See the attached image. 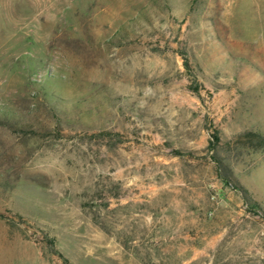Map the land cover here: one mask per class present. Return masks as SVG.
I'll use <instances>...</instances> for the list:
<instances>
[{
  "label": "rangeland",
  "instance_id": "obj_1",
  "mask_svg": "<svg viewBox=\"0 0 264 264\" xmlns=\"http://www.w3.org/2000/svg\"><path fill=\"white\" fill-rule=\"evenodd\" d=\"M0 264H264V0H0Z\"/></svg>",
  "mask_w": 264,
  "mask_h": 264
},
{
  "label": "trees",
  "instance_id": "obj_2",
  "mask_svg": "<svg viewBox=\"0 0 264 264\" xmlns=\"http://www.w3.org/2000/svg\"><path fill=\"white\" fill-rule=\"evenodd\" d=\"M219 170H220V168H219ZM220 176H221L222 179H224V181H226V182H228V183H231V182H230V178H229V176H228L227 174L222 173V172L220 171ZM233 185H235V187H237V189H239V190L241 189V191H242V193H243V197L246 198L247 191L244 190L243 188L239 187L237 184H233ZM252 203H253L254 205H257V202H252Z\"/></svg>",
  "mask_w": 264,
  "mask_h": 264
}]
</instances>
